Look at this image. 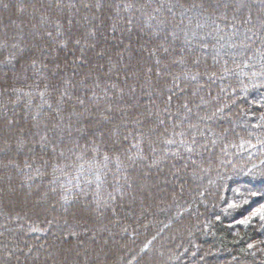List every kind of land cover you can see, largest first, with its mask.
I'll use <instances>...</instances> for the list:
<instances>
[{"label": "trees", "instance_id": "16d2710c", "mask_svg": "<svg viewBox=\"0 0 264 264\" xmlns=\"http://www.w3.org/2000/svg\"><path fill=\"white\" fill-rule=\"evenodd\" d=\"M261 206L264 0H0V264H264Z\"/></svg>", "mask_w": 264, "mask_h": 264}, {"label": "rangeland", "instance_id": "374dc122", "mask_svg": "<svg viewBox=\"0 0 264 264\" xmlns=\"http://www.w3.org/2000/svg\"><path fill=\"white\" fill-rule=\"evenodd\" d=\"M181 15V14H180ZM181 16H184V17H187V15H185L183 12H182V15ZM192 18V17H191ZM195 25V26H194ZM196 25L197 24H193V27L197 30V32H198V27H200L201 28V30H202V28H203V25H200V26H197L196 27ZM219 32V31H218ZM186 34V33H185ZM188 34V33H187ZM200 34H204V33H200ZM190 35V36H189ZM194 36H196V35H194ZM189 37H191V34H188V35H186L185 36V38H184V41H185V44H186V42H188L189 41ZM200 38H202V36L200 35L199 36ZM193 39H195V37H193ZM197 39V38H196ZM186 46V45H185ZM206 49V47L205 48H203V53H204V50ZM216 52V54H217V56L220 54V52H219V50H218V48H216V50H215ZM214 56H216L215 54H214ZM202 59V58H201ZM199 63L201 62V61H198ZM202 78V77H201ZM189 81H192L193 82V80L190 78V77H188L187 78ZM204 81H206V83H210V82H212L213 80H210V81H208V79L207 78H205L204 79ZM195 82V81H194ZM198 86V85H197ZM196 88V87H195ZM246 91H247V89H245ZM180 92V90L178 89L176 92H174L175 93V95H179V94H182V93H179ZM179 93V94H178ZM184 94H186L187 95V99H188V97H189V95H193L190 91H186V92H183ZM221 93V92H220ZM210 97V96H209ZM240 96L239 95H235V94H231V95H226V94H222L221 95V98H220V102L221 101H223V100H228V106H229V104H231V105H233V106H235L236 107V103H237V100H238V98H239ZM212 98V97H211ZM215 99V98H214ZM189 100V99H188ZM190 103H192V102H190ZM190 105V104H189ZM193 105V104H192ZM193 107V106H192ZM235 107H234V109H235ZM194 109H196L195 107H194ZM193 112V111H192ZM191 117H192V119H191V122L193 121V119H197V117H195V115L193 116V115H191ZM208 119V118H207ZM207 119H205V118H203L200 122L201 123H205V124H209V123H211L212 122V120H208L207 121ZM207 121V122H206ZM200 122H195V123H197V124H199ZM104 136H106L107 137V135H104ZM224 137H225V135H224ZM222 138H223V136H219L217 139H214V138H211L210 137V143L211 144H216L215 143V141L216 140H218V142H221V140H222ZM146 140H148V138L146 137ZM217 142V143H218ZM182 192V191H181ZM111 196V195H110Z\"/></svg>", "mask_w": 264, "mask_h": 264}, {"label": "snow or ice", "instance_id": "6c2138e0", "mask_svg": "<svg viewBox=\"0 0 264 264\" xmlns=\"http://www.w3.org/2000/svg\"><path fill=\"white\" fill-rule=\"evenodd\" d=\"M105 159H107V157ZM229 207L235 208V207H238V205L232 204V205H229ZM257 216L260 217L261 219H264V206H261L259 209H257L256 211H254L251 214V216L245 218L244 220H241L240 223L241 224H248V223H250V221H251V219L253 217H257Z\"/></svg>", "mask_w": 264, "mask_h": 264}]
</instances>
